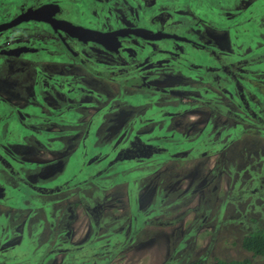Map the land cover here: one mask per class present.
<instances>
[{
	"label": "flooded vegetation",
	"instance_id": "flooded-vegetation-1",
	"mask_svg": "<svg viewBox=\"0 0 264 264\" xmlns=\"http://www.w3.org/2000/svg\"><path fill=\"white\" fill-rule=\"evenodd\" d=\"M83 1H90L97 6H101V8L97 6L89 7L87 18H81L77 24H72L63 20V17L59 18L61 15L60 3L63 0H1V2L7 3V7L4 13L0 15V198L4 196L6 191L20 192L17 183L31 184V186H25L34 194H28L29 197L21 196L17 203H8L7 199L4 200L3 207L6 211L10 210L16 214L13 215L11 221H9L7 213L0 217V252L2 253L0 254V264H46L49 258L55 257H59L60 262L54 264L62 263L64 261L62 258L65 257L69 258V261L65 258V264H71L72 259V264H77L81 255L79 253L80 247L90 239L88 237L93 231V226L100 228V214L103 215L107 212L111 213V218L108 219L111 226L107 232L112 236L102 237V239L94 237L90 239V242L94 246H98L101 243H114V238H117L115 241L118 249L116 253L123 254L129 249L133 241L139 239L137 233L143 227L153 223L149 216L160 213L158 208L163 204L161 190L156 187L152 190L148 189L147 191L154 192L153 194L151 192L149 199L143 203V194L147 185L141 188L138 183L146 176L150 178L157 174V167H159L157 165L162 160L171 164L175 156L178 157L179 165L182 162L187 161L189 163L192 160H203L206 157L221 154L213 163V165L217 163L218 166L222 162V149L225 143L232 138H234L232 141H236L250 131L259 137L264 136V100L252 83L263 85L264 78L255 79L256 81L252 80L251 82L246 80L243 85V88L251 96L255 95V109L253 111L260 117L259 121L249 117L244 118L239 111L230 110L227 105L222 104V98H218V101L207 100L215 92L223 94L222 56L225 54L226 60H234L235 56L233 59L231 55H228L231 46L227 39L225 46L222 48V45H219L217 41L211 40V43L208 40L206 43L202 38L199 40L193 29H191L193 33H189L188 36L183 33L187 28L184 20L191 21L188 28L204 21L213 24L218 23L222 30L230 32L232 23L229 20L237 15L239 10L236 6V0H192V5L194 3L198 4V12L204 5L201 12L209 15L210 18L207 21L199 15L194 21L186 15H183L184 18L178 19L167 13L165 16H162L163 13L152 14V10L158 6L177 4L174 0H165V2L160 1L158 3H156L157 0ZM241 1L249 3L251 0ZM209 4H213L212 8L207 9ZM42 6L56 7L53 18L59 21V24L80 27L84 30L108 34L118 30H137V28H140L141 30L137 31L142 33L145 32L151 35L164 33L175 35L184 40L171 38L147 40L144 36L136 34L117 37L116 41L110 37L108 44L118 45L117 52L113 53L96 44L82 42L75 37L72 38L73 36L70 37L69 33L58 27L53 30V26L43 17H40L37 21L24 19L29 17L25 15L28 11L37 10ZM152 6L153 9L146 10L144 14L143 11H140L149 9ZM222 6L226 8H222ZM97 8L101 13L99 17H95L93 12ZM190 8L195 15L196 10L192 6ZM10 9H13V11L6 12ZM90 14L91 16H89ZM47 15L50 18V15ZM252 15L258 19L257 12L254 10ZM171 16L174 18H171ZM144 17L146 20L142 22ZM13 22L14 24L9 25ZM254 24L255 29L259 30L257 25H263L264 22L259 21L258 23L257 21ZM212 44L214 45L212 46ZM236 52L239 55L247 51L240 49ZM216 58L219 60L221 58V62L216 63ZM216 65L219 68L221 67L219 76L218 74L214 75ZM202 67L209 70V72L207 71L208 74L214 71L213 80L215 85L211 83L209 78L205 77L208 86L203 84L199 90L192 86L189 88L191 94L189 92L181 94L185 96L181 99L182 101H179V96L176 93L173 94L170 91L173 87L170 90H164V87H162L164 84L157 80L160 72V74H163L171 71L177 74L183 68L191 76L197 78L202 74L204 77L206 73L200 70ZM154 79L156 80L153 83L152 80ZM228 80L230 79L226 77L225 82H228ZM164 81H167V79ZM217 83H219V87ZM248 84L253 87L251 88ZM128 90L132 91L131 94H127ZM169 94L176 97L175 99L178 101L169 99ZM127 96L135 97L130 98ZM144 104L148 108L145 112L142 110ZM173 105H176L174 107H177V110L172 114L173 116H169L164 107ZM245 105L247 106L246 103ZM49 109L55 113L52 115L48 112ZM88 109L92 110L93 113L88 119L82 121L84 112ZM206 109L220 116L225 114L223 115L225 120H231L234 128L223 131L222 129L218 131L212 129L211 132V118H207L196 138L189 139V136L185 133L178 134L174 131L177 128L175 122L178 120L184 121V115L188 116L196 111L203 113ZM35 111L41 113V115H37L41 119L38 123L30 122L31 118L36 115ZM123 113H127V117L119 121L121 118L117 115ZM193 122L190 119L185 125H181L187 129L191 124H194ZM31 124L36 125V128L32 129L31 132L38 133L42 145L51 146L53 150V144H58L56 150L61 149L67 142H72L68 134L74 135L80 133L81 128L83 129L79 139L72 142L74 144L73 154L67 158H63L65 155L57 158L62 166H56L54 172L59 173L60 170H67L72 164H77L80 160H84V163L91 162L94 164L109 157L111 158L110 162H114L117 158L120 159L113 165L121 162L131 163L137 177L130 182L116 184V186L125 185L126 191H108L103 195L105 191H99V187V189L94 190L96 193L87 196L81 194L82 190L79 185L63 187L62 183L61 186L55 185L50 188L48 186L49 182L43 181L41 182L42 185L39 184L38 186L33 184L34 180L32 182L23 181L19 176L18 169L25 167L20 164V162L25 164V160H22V156H18L16 153L8 152L4 147H26V144L30 141L25 139L24 135H20L19 130L26 131ZM238 125H245V127L238 128ZM97 130L107 132V134H101L99 137V141L105 142L107 140L109 143V148L106 150V154L103 155L104 157L102 155L100 157L99 152L93 153L94 156H92L85 150L76 161L74 159L77 157L75 154L76 149L86 148V143H88L87 139H83V135L94 132L93 135L95 136ZM48 135L52 136L49 137ZM193 135L194 133H192ZM52 137H55L54 142L49 145L51 143L49 139ZM93 138L95 145L97 137ZM185 150L189 151L188 155L183 153ZM213 165L211 166L212 171L214 170ZM107 168L111 169L112 166ZM141 168L145 169V174H142ZM196 170L198 169L191 166L187 173L191 177H195V173L200 172ZM156 176L159 178L162 175L158 174ZM197 177L202 180L203 174ZM197 179L192 178L186 189L176 194V197L180 198L182 193L187 196L191 192L201 191L202 186L206 183L202 180L194 185V180L197 181ZM134 182H136V187L132 185ZM102 183L105 185L104 180H102ZM90 185L93 186L94 184L90 182ZM138 187L141 189H138ZM109 189L112 190V188ZM40 191L44 192L40 193ZM49 191L70 193L71 198L66 200L67 203L64 202L66 205L59 204L62 212L60 210L53 211L55 210L54 205L49 204V198L52 194ZM90 191H93V189H90ZM157 191L160 192L157 193ZM168 191H173V188L170 187ZM119 192L122 196L117 195ZM100 194L103 196H100ZM64 197L65 194L62 195V199ZM202 199L199 205L200 207H206L207 212L204 211L205 214L198 222L197 228L205 227V215H208L210 210L207 207L211 203L210 200L206 202L204 197ZM31 200L36 202L37 206L44 207L45 222L57 223V221H60V226L67 228L69 235L71 225L75 220V211L77 209L81 210L87 222V231L80 242L73 244L69 241L73 249L72 253L69 254L66 249L51 253L47 243L37 249L35 248L36 245L32 242L30 234L25 231V225L31 224L33 221V205L31 206L32 212L30 214L28 212L23 218H21L19 212L25 207L22 203L25 201L29 203ZM218 208L219 213H221L222 203H218ZM223 208L225 207L223 206ZM62 215H64L63 218ZM161 215L160 217L165 216V212L163 211ZM195 219L196 214L194 212L193 220ZM92 221L96 223L94 224ZM10 224L13 225L14 233H11ZM113 227L118 228L114 229ZM192 230H188L191 235L190 239L193 238L195 231L198 229ZM30 233L34 235L35 232L31 230ZM212 234L213 232L209 236L211 240H214L216 235ZM62 239L65 243V234H63ZM28 244L30 246H27ZM184 248L185 237L182 236L174 243L170 255L165 258L162 264H179V262L186 260L188 257L184 254ZM201 260L203 259L198 262H201ZM83 264H96L95 258L85 256Z\"/></svg>",
	"mask_w": 264,
	"mask_h": 264
},
{
	"label": "rangeland",
	"instance_id": "rangeland-1",
	"mask_svg": "<svg viewBox=\"0 0 264 264\" xmlns=\"http://www.w3.org/2000/svg\"><path fill=\"white\" fill-rule=\"evenodd\" d=\"M160 1L165 2V0H157L156 3ZM174 2H176L177 4L158 6L155 9H153L152 6L149 9H143L140 11H143L142 13L144 14L146 10L150 11V9H153L152 14L163 13L162 16H165L167 13L169 15L171 14L174 17H177L178 19L184 18L183 15H186L188 18H190L191 20L193 19L194 21H196V17H198V15L206 21L210 18L209 15L205 14V12H201L202 9H204V5L199 13L197 11L198 4L194 3L192 5V0H174ZM236 2V6L240 10L244 7L243 5H246L247 3V1L245 3L241 0H236ZM212 5L213 4H209L207 6V9L212 8ZM224 5L226 6V4ZM60 6L61 15L59 18L63 17V20H66L72 24H77L81 18H87V15L89 14V7L97 5L90 1L63 0V2L60 3ZM191 6L197 12L195 13V15L192 13V9L190 8ZM6 7L7 3L1 2L0 0V15L4 13ZM97 7L101 8V6ZM222 8L226 7L222 6ZM251 8L255 12H257L256 16L258 17V19L249 16V11H242L241 13H238V18H240L241 20L242 17L246 15V17L249 18L248 25L251 27L257 21L258 23L259 21L264 22V0H261L259 2H257V0H253ZM167 9H169L170 11ZM11 11H13V9H10L6 12ZM93 12L95 17H99L101 15L98 8L96 10H93ZM89 16H91V14ZM174 17L171 16V18ZM145 20L146 19L144 17V19H142V22H145ZM184 22H186L187 26V28H185V30L183 31L185 36L190 35L189 33H193L191 32V29H193V31L196 32L199 40L200 38H202L206 43L208 40L210 42L211 40H214L215 42L217 41L219 45H222V48L225 46L226 31L222 30V27L220 28L218 23L213 24L211 22L200 21V24H194V27L188 28V25H191V21L189 22L187 20H184ZM184 22L180 23L183 24ZM257 27L259 28V32L264 33V24H258ZM137 30L141 29L137 28ZM172 33L176 34L175 32ZM213 45L214 44H212V46ZM200 70L206 73L204 77L202 74H200L197 78L191 76L187 72V70L183 68L179 70L177 74L171 71L164 72L163 74H160V72L158 74L157 80H160L159 82H162L164 84L162 85V87H164V90H170L172 89L171 87H173V89L170 91H172L173 94L176 93L179 96L178 98L180 101L183 97H185L181 94H185L186 92H189V94H191L189 88H191L192 86L196 87L199 90V88L203 84L208 86L206 78H209L212 82L213 78H210L208 76L209 70H206V67H202ZM262 76L263 74H258L259 78H262ZM166 79L167 81H164ZM155 80L156 79L152 80L153 83ZM131 92L132 91L128 90L127 94H131ZM169 96V99L176 98L174 96L172 97L171 94H169ZM127 97L133 98L135 96ZM218 98H222V104L227 105L228 101L225 99L223 94L221 95V92H215V94L210 95L207 100L218 101ZM175 101L178 100L175 99ZM174 106L176 105L164 107V110L168 112L169 116H173L172 114L176 112L177 107ZM142 107V110H144V112L148 110L145 104ZM232 111H235V108ZM48 112L52 115L55 113L50 109L48 110ZM34 113L36 115L31 118L30 122L38 123V121H40L41 119L37 115H41V113L38 111H35ZM92 113V110H86L84 112V117H82V121L88 119L92 115ZM223 115L225 114H222V116H220L216 113L208 111V109L204 110L203 113L200 111H196L194 114L188 116L184 115V121H176L175 123L177 124V128H175L174 131L178 134L185 133V135L189 136V139L196 138L207 118H211V132L212 129L214 131H218L219 129H222V131L233 129L234 126L231 120H225V117ZM117 116L121 118V120L119 121H122L127 117V113L118 114ZM146 116L147 115L145 114V117ZM169 116L168 118H170ZM190 119L194 121V124H191L190 127H187V129H185L181 124L185 125ZM223 125L225 126L223 127ZM35 128L36 125L31 124L28 126V129L26 131L19 130V134L24 135L25 139H29L30 141V143L26 144V147H4L8 152L16 153L18 156H22V160H25V167H20L18 169V172L23 177V181L32 182L34 180L33 184L38 186L39 184L42 185L41 182L43 181L49 182L48 186L50 188L55 185L61 186V184L65 181V183H67V187L79 185L82 190L81 194L87 196L88 194H92L94 190H97V188L99 189V185H101L99 191H105L103 195H105L108 191H126L125 185L116 186V184L130 182L137 177V174L135 173L136 171L132 169V164L128 162H121L112 165V168L107 173L108 178H102L104 177L103 174L96 177H92L90 175V173H93V171L103 169V162L87 166V171L85 172L84 170L86 169V167L84 165V160L78 161V157L85 150H87L88 153H90V155L92 156H94V154L98 152L102 155H105L107 152L103 149L108 147V145H94L93 136H88L86 138L88 140V143H86V148H78L75 151L77 157L74 159L78 161V168L82 169V172H76L75 168L77 166H71L61 173H56L53 171L55 170V167L62 166L57 158L61 157L62 155H65V157L63 158H67L69 155L73 154L74 144L72 142L79 139V136L81 135L83 129L81 128L80 133L74 135L68 134L70 135L72 142H67L65 145H63V148L58 150H56L58 148V144L52 145L55 137L49 139L51 141L49 145H52V148L56 150L54 151L53 149H51V146L47 147L42 145L41 139L38 138V133L34 134L33 132H31L32 129ZM192 133H194L193 136ZM48 136L50 137L52 135ZM98 136V132H96L95 137L98 138ZM183 153L188 155L189 151L185 150ZM219 156H221V154L211 157L209 156L204 158L203 160H192L189 161V163L187 161L182 162L179 165L178 157L174 156L171 164L168 161L162 160L157 165L159 167L156 166L158 168V171H156L157 174L153 175L150 178L148 176H146L145 179L143 178L142 181L138 183V186H140L141 188H144V186L147 185L146 191H144L143 194L144 197L142 199V202L144 203V201L149 199L151 192L152 194L154 192L151 191L154 187L158 188L159 190H161V197H163V204L158 208L160 213L154 215L152 214V216H149V219H151L153 223L146 227H143L137 233L139 239L133 241L131 246H129V249H127L123 254L116 253L117 255L113 257V259L108 264H162L164 263L165 258L170 255L171 249L174 247V243L182 238V236L185 237L184 254H186L188 258L182 262H179V264H190L193 262H198L200 259H203L200 262L201 264H212L213 258L236 261L248 259L250 261V264H264V256L251 257L250 253L244 251L240 246L241 237L249 232V230L254 227V225L264 228V136L259 137L255 135L254 132H247L236 141L225 143L224 148L222 149V162L218 166L217 163L213 165V163ZM212 165L214 167L213 171L211 167ZM191 166H194L196 169H198L196 171H200L198 173H195V177H191L187 173L188 169ZM88 168L90 169L88 170ZM141 170L143 172L142 174H145V169L141 168ZM158 174L162 176L158 178L156 176ZM201 174H203L202 180H204L206 183V185L202 186L201 191H198L197 193L191 192V194L187 196H185V193H182L180 198L176 197V194L181 193L184 189H186L188 183L192 178H199L197 179V181L194 180V185H196L199 181H202L200 177H197ZM99 177L101 184L98 183ZM102 180H104L105 185H103ZM90 182H92L94 185H90ZM160 183L161 185H159ZM17 184L19 186L18 188L20 192L6 191L4 196L0 198V217L6 213V209L3 207L5 199H7L8 203H17L19 202L21 196L29 197L28 194H34L33 191L26 189V186L24 184ZM135 184L136 182H134L132 185L135 186ZM104 186L108 189H105ZM140 187H138V189H141ZM162 187H164L165 189ZM170 187L173 188V191H168ZM109 188H112V190ZM90 189H93V191H90ZM148 189L151 190L147 191ZM78 191L80 190L78 189ZM159 192L160 191H157V193ZM64 194L65 197L62 199V195ZM120 194L121 192H119L117 195L122 196ZM202 197H204L206 202L207 200H210L211 203L207 206L210 210L208 215H205V227L197 228L198 222H200L201 218L205 214L204 211L207 212L206 207H200L199 205L200 201L203 200ZM69 198H71L70 193L59 191L58 193L50 196L49 204H65L64 202H66V200H68ZM31 202L28 203V201H25L22 203L23 205H25V207L19 211L21 213V218H23L24 215H26L28 212V214H30L33 208V212L35 210V216L31 224L35 220L40 221V214H42L41 220L45 222L46 220L44 207H37L36 202ZM218 203H222L221 213H219ZM32 205L33 207L31 208ZM223 206L225 208H223ZM166 208L167 210H165ZM163 211L165 212V216L160 217L162 216L161 214L163 213ZM194 212L196 214L195 220H193ZM110 214L111 213L109 212L103 213V215L100 214V223H105L111 226V224L108 223V219L111 218ZM30 226V223H28L26 226V231L28 234H31L29 232ZM192 229L198 230L195 231V235L193 236V238L191 237L192 239H190L191 235L189 234L188 230L193 231ZM86 231L87 222L85 220V216L80 209H77V211H75V220L71 225V231L68 240L73 244H76L80 242V239L82 237H84ZM212 232L216 235L214 240H211L209 236V234L211 235ZM58 233V230H56L53 238L56 237ZM190 233L192 234V232ZM62 236L60 234V238H62ZM27 246L30 245L28 244ZM56 262H60L59 257L49 258L46 264H54Z\"/></svg>",
	"mask_w": 264,
	"mask_h": 264
},
{
	"label": "trees",
	"instance_id": "trees-1",
	"mask_svg": "<svg viewBox=\"0 0 264 264\" xmlns=\"http://www.w3.org/2000/svg\"><path fill=\"white\" fill-rule=\"evenodd\" d=\"M259 1L261 0H257V2ZM244 2L246 3V1ZM251 4H252V0L249 3H246V5H243L244 7L241 10L239 9L237 11V15L233 16V18L229 20L232 23L231 24L232 26H230V28L232 27V29L230 32H226V39L229 40V43L231 46V49L228 52V55H231L232 58L235 56V59L233 58L234 60L232 59L226 60L225 54L222 56V62L220 61L221 58L220 60L216 58V63L221 62L222 69L221 67L219 68L218 65H216V69H215L216 72L214 73V75L218 74L219 76V71L220 69L222 70V76H223L222 77V93L224 94L225 99L228 101L227 103L228 108L230 110H234L235 108V111H239L244 118L249 117L250 119L259 121L260 117H258V114H255L253 111V109H255L254 107L255 95L251 96L248 93V91L243 88V85L246 80L247 82H251L252 80L256 81L255 79H260L258 77V74L260 75L263 74L262 78H264V37L262 33L259 32V30L255 29V24H253L252 27L248 25L249 18L246 17V15L242 17L241 20L240 18H238V13H241L242 11L244 12L249 11L248 15L253 17V15H251L253 11V9L251 8ZM240 49L245 50L247 52L244 54L237 55L238 53L236 51H239ZM213 72L208 74L210 78H213ZM226 77L230 79L228 80V84L227 82H225ZM211 83L215 85L214 80H212ZM252 83L255 89L260 93L261 98L264 100V84L260 85L259 83H255V82H252ZM248 85L251 86V88L253 87L250 84ZM217 86L219 87V83H217ZM245 103L247 104V106L245 105ZM240 127L244 128L245 125H238V128ZM97 132L99 136H98V141L96 138V142H97L96 144L99 146L108 145L109 143H107V140L105 142L99 141L100 135L107 134V132L104 133L102 130H98ZM93 133L94 132L90 134H86V135L95 137ZM86 135H83L84 137L82 136L84 140L87 138ZM150 139L153 140L152 138ZM232 140H234V138H232L230 141ZM108 148L109 146L104 148L103 150H108ZM101 155L102 154L100 153V157ZM110 160L111 158L109 157L104 158V160L102 161L104 165L103 169L93 171V173L91 172L90 175L92 177H96V176H100L101 174H103L104 177L102 178H108L107 173H108V170L110 169L107 167H110L113 165V163L120 161L119 158L115 159L114 162H110ZM97 163L98 162H95L94 164H97ZM99 163H101V161ZM20 164L22 166L26 165V164H23V162H20ZM84 165L86 167L84 171L86 172L87 166H91L93 165V163L91 162L84 163ZM72 166H77L76 171L78 173L82 172V169L78 168V164H72ZM89 169L90 168H88V170ZM61 172L62 170H60L59 173ZM19 176L23 180V177L21 176L20 173H19ZM98 183L101 184L100 177L98 178ZM25 185L31 186V184H27V183H25ZM64 186H67V183H65V181L63 182V187ZM99 186L101 188V185ZM105 189H108V188L105 187ZM43 192L44 191H40V193H43ZM49 192L52 193L51 194L52 196L58 193L59 191H49ZM100 196H103V195L100 194ZM53 208L55 209L53 211L60 210L62 212V208L59 205H54ZM6 213L9 215V221H11L13 215L16 214L15 212H12L10 210H7ZM32 215H33L32 217V220H33L35 216V210L34 212H32ZM63 216L64 215H62V218ZM41 218H42V214H40V220ZM60 223H61L60 221H57V223H49V222L44 223L43 221L35 220L32 224H30L31 226L29 228V232H31V230H34L35 232L34 235L31 233L30 236H31L32 242L36 245L35 246L36 249L47 243L48 246L50 247L51 253H55L57 252V250L64 251L65 249L67 252H69V254L72 253L73 249L71 245L69 244V240H68L69 231L67 230V228L60 226ZM92 223L95 224L96 222L92 221ZM100 224H101L100 228L93 226V231L91 232L88 238L93 239L94 237H100V239H102V237L108 238V236L109 237L112 236L109 234V232H107L110 226L105 223H100ZM26 226L27 224L25 225V231H26ZM39 226H40V230L38 231ZM10 228H11V233H14V228L12 224H10ZM113 228L115 229L116 227H113ZM56 230H58L59 233L56 237L53 238V235L54 233H56ZM60 234L61 236L65 234V243L63 242V239L60 238ZM90 239H88L87 242H85L83 246L80 247L79 253L81 255H80V258L78 259L79 262L77 264H83L85 262V256L94 257L96 264H107L110 259L116 256V252L118 249L116 248L115 241L117 240V238L116 239L114 238V243H111V242H109L108 244L101 243L98 246L97 245L94 246V244L90 242ZM105 240L107 239L105 238ZM240 246L244 251L250 253L251 257L264 256V228L254 225V227H252L249 230V232H247L241 237ZM0 254L2 253L0 252ZM72 255L74 256V254ZM65 258L66 260L69 261V258L67 257ZM65 258H62L64 261L60 264L66 263ZM72 261L73 259L71 260V264H72ZM190 264H201V263L193 262ZM212 264H250V261L248 259L236 261V260H223V259L213 258Z\"/></svg>",
	"mask_w": 264,
	"mask_h": 264
},
{
	"label": "water",
	"instance_id": "water-1",
	"mask_svg": "<svg viewBox=\"0 0 264 264\" xmlns=\"http://www.w3.org/2000/svg\"><path fill=\"white\" fill-rule=\"evenodd\" d=\"M55 7V6H52ZM56 8V7H55ZM55 8H50L48 6H42L41 8L37 9V10H33V11H28L25 15H28L29 17L24 18V19H31V20H39L40 17H43L44 19H46L48 21L49 24H51L53 26V30L55 29V27H58L60 29H62L63 31L69 33L72 38H77L79 41L82 42H89V43H93L98 45L99 47H102L108 51H111L113 53L117 52V47L118 45L112 46L108 44V39H113L116 41L117 37H124L127 36L129 34H136V35H140V36H144L145 39L147 40H152V39H160V38H171V39H176V40H184V39H180L175 35H166L164 33H156V34H149V33H145V32H140L134 29H130V30H118L115 32H109L108 34L106 33H100V32H95L93 30H84L83 28L80 27H74V26H68V25H64V24H59L57 20H55L53 18V15L56 11ZM46 14L50 15V18L48 17V15L46 16ZM23 20V19H22ZM16 22V21H15ZM19 22V21H18ZM13 23H10L9 25H12ZM128 32V33H125ZM145 34V35H144ZM82 40H80V39Z\"/></svg>",
	"mask_w": 264,
	"mask_h": 264
}]
</instances>
